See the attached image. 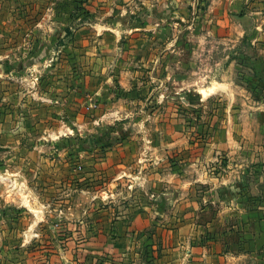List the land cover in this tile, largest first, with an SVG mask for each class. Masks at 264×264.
I'll list each match as a JSON object with an SVG mask.
<instances>
[{"label":"rangeland","instance_id":"obj_1","mask_svg":"<svg viewBox=\"0 0 264 264\" xmlns=\"http://www.w3.org/2000/svg\"><path fill=\"white\" fill-rule=\"evenodd\" d=\"M164 231L261 256L264 0H0V264H161Z\"/></svg>","mask_w":264,"mask_h":264},{"label":"crops","instance_id":"obj_2","mask_svg":"<svg viewBox=\"0 0 264 264\" xmlns=\"http://www.w3.org/2000/svg\"><path fill=\"white\" fill-rule=\"evenodd\" d=\"M248 232V231H247ZM188 231H164L163 236H167L168 243L160 245L162 256L159 260L161 264H264V245H260V255L258 260H246L243 258L248 253L254 251L255 247L240 249L233 248L232 245L216 244L212 247L202 243H186ZM252 236L253 231H249ZM167 246L169 248H167ZM243 257V258H242Z\"/></svg>","mask_w":264,"mask_h":264}]
</instances>
